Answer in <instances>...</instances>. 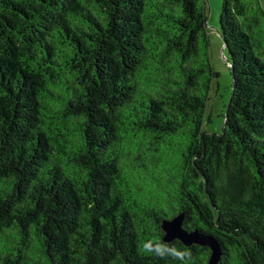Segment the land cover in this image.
<instances>
[{
    "label": "trees",
    "instance_id": "obj_1",
    "mask_svg": "<svg viewBox=\"0 0 264 264\" xmlns=\"http://www.w3.org/2000/svg\"><path fill=\"white\" fill-rule=\"evenodd\" d=\"M218 31L214 132L205 0H0V264H181L139 249L177 215L264 264V0H221Z\"/></svg>",
    "mask_w": 264,
    "mask_h": 264
},
{
    "label": "rangeland",
    "instance_id": "obj_2",
    "mask_svg": "<svg viewBox=\"0 0 264 264\" xmlns=\"http://www.w3.org/2000/svg\"><path fill=\"white\" fill-rule=\"evenodd\" d=\"M255 4L256 0H243ZM221 0H205L206 29L209 37L208 57L217 75L212 79L206 100L201 128L220 132L223 114L231 94V71L226 61L228 50L218 31Z\"/></svg>",
    "mask_w": 264,
    "mask_h": 264
},
{
    "label": "clouds",
    "instance_id": "obj_3",
    "mask_svg": "<svg viewBox=\"0 0 264 264\" xmlns=\"http://www.w3.org/2000/svg\"><path fill=\"white\" fill-rule=\"evenodd\" d=\"M166 235L167 232L163 230V235L154 233L150 239L142 240L139 244L140 251L159 258L171 257L172 260L180 261L181 264H193L191 247L188 245L177 247V244L182 243L179 238L175 242H165Z\"/></svg>",
    "mask_w": 264,
    "mask_h": 264
},
{
    "label": "water",
    "instance_id": "obj_4",
    "mask_svg": "<svg viewBox=\"0 0 264 264\" xmlns=\"http://www.w3.org/2000/svg\"><path fill=\"white\" fill-rule=\"evenodd\" d=\"M162 226L164 231L167 232V235L164 237L165 240H170L174 237H177L186 244L197 242L200 244L209 245L211 247V254L208 264L217 263L220 255L218 244L211 237L197 234L195 232L187 233L186 231H184L181 228V215H177L171 220H164Z\"/></svg>",
    "mask_w": 264,
    "mask_h": 264
}]
</instances>
